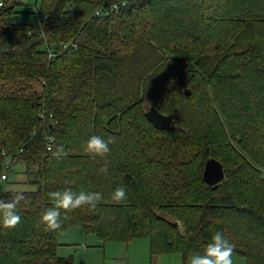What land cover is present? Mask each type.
Here are the masks:
<instances>
[{
    "label": "trees",
    "instance_id": "16d2710c",
    "mask_svg": "<svg viewBox=\"0 0 264 264\" xmlns=\"http://www.w3.org/2000/svg\"><path fill=\"white\" fill-rule=\"evenodd\" d=\"M209 1L213 14H216L206 17L204 21L207 23L198 26L199 29L219 26L225 18L234 19L243 13L237 24L240 27L238 33L242 35L247 28V19H264V0H260L261 11L251 15L247 6L251 0ZM0 2V169L3 170L7 158L11 159L10 164L22 161L27 167L31 162L27 155L40 161L50 155L53 162L56 161L54 169L46 177L40 165L36 173H32L29 167L25 168L26 182L35 185L36 190L21 191L23 199L16 210L28 217L27 213H30L32 219H21L13 229L0 228V261L10 251L21 253L28 242L30 244L27 234L31 231L43 232V240L49 244L44 247L46 251L43 248L41 253H33L31 260L34 264H70V260L57 255V231L80 225L101 241L145 237L153 253L180 254L183 262L191 253L206 247L212 235L220 231L234 245L233 253L243 256L246 264H264V210L238 201L235 191L240 192L239 181L231 176L233 173L229 176L219 156L222 133L213 118H207L201 125L200 137L190 154V158L195 154V159L193 164L187 163L191 167L181 170V163L177 170L188 199L177 203L176 207L171 205L170 209L151 192L150 182L159 170L154 165L158 156L147 161L143 138L151 140L149 135L155 133L171 132V137L180 133H174L178 128L175 123L178 114L169 107L165 95H155L145 84L147 73L161 72L167 62L165 52L152 49L148 42L151 38L149 32L155 26L152 22L147 27V23L167 6L177 14L189 12L191 8L187 0H42L37 12L43 17L38 23L24 24L11 21V15L17 11L16 5L22 3L20 0ZM116 2H124L118 13L106 17L95 15L96 10L103 12ZM199 2L197 0L193 5L197 7ZM243 5L247 7L240 9ZM120 13L123 15L118 20L116 15ZM187 21L194 22L195 16ZM199 33L198 29H183L178 39L170 41L179 56L190 62L193 69L194 65L199 68L204 65ZM135 35L148 46L146 67L143 64L141 68L134 67L135 59L131 54L139 46ZM242 41L245 40L241 39L236 44ZM238 48L222 50L212 59L210 68L205 70L209 84L214 87L246 86L253 75L255 82L252 85L256 91L264 89L263 47L247 43L238 45ZM220 49L221 45L215 48ZM193 69H188L191 72L189 76L195 74ZM104 77L113 82L122 80L118 86L124 92L101 99L103 96L96 95V91L104 87ZM177 88L185 103L192 98L194 93L190 87L177 85ZM89 92L94 93L93 98ZM59 94L66 98L60 101ZM83 97L86 104H82ZM247 97L250 99L252 94ZM144 103H150L169 115L171 126L168 129L156 128L146 118L145 105L144 111L142 108ZM68 112L76 114L78 140L83 138L82 130L96 132L116 128L125 139L134 134L141 137L143 148L134 149L138 145L134 136L132 143L125 141L116 152L85 154L79 141L75 143L73 140V129L67 128L63 136L59 134L69 123L67 120L63 123ZM181 130L187 133L184 128ZM250 132L254 134L257 147L250 142L245 130L231 133L244 141L250 159L264 167V128ZM50 137L52 141H49ZM226 140L228 142L229 137ZM209 158L220 161L224 170L223 180L213 186L203 180L204 166ZM105 166L109 168L108 172ZM7 168L10 170V166ZM96 171L101 172L102 179H96L95 174L89 175ZM78 173L88 175L85 180L82 179L84 176L79 177L81 190L99 192L101 200L94 208L86 205L64 212L60 229L47 228L40 222V216L53 207L49 193L70 190L71 180H75L70 175ZM95 182H99L97 186ZM2 184L0 201L14 200L17 192L4 190ZM118 188L125 190L128 203L113 201V191ZM157 208L166 215L157 213ZM101 210L102 217L109 220L107 224L99 219ZM175 219L183 221V231L175 225ZM100 222L106 225L100 228ZM45 233L48 235L44 236ZM38 256L41 257L39 261L36 260ZM32 262L23 260L12 264Z\"/></svg>",
    "mask_w": 264,
    "mask_h": 264
},
{
    "label": "rangeland",
    "instance_id": "374dc122",
    "mask_svg": "<svg viewBox=\"0 0 264 264\" xmlns=\"http://www.w3.org/2000/svg\"><path fill=\"white\" fill-rule=\"evenodd\" d=\"M20 1L23 4H30V7L25 6L22 3L16 5L17 11L11 15V21L17 24L34 22L38 23L43 17V15L37 12L42 0ZM187 1L189 2V6L191 8L187 13L180 12L179 14H177L178 12H175L174 9H171V7L167 6L164 7V9H160L158 13L153 15L151 20L149 17H147V19L150 20L147 23V27H150L152 22H154L153 25L155 26V28H153L149 32L151 38L148 40V42L153 47L152 49L165 52V60L167 62H165L166 64L164 65V68L161 72L150 71L149 73H147L145 77V84L150 90L154 91L153 93L155 95H165L166 99L168 100L169 107L173 111H175L176 114H178L175 120L178 128L175 129L174 133H180V135L175 134L172 137L171 132L168 134L155 133L149 135L151 140L143 138L146 149V156L148 157L147 161H150L155 156H158V160L154 165L158 166L159 170L156 172L154 178L150 182L151 192L155 195L156 198L160 199L164 207L170 209L171 205L173 207H176L177 203L185 202L188 199L186 191L183 190L184 185L179 181V172L177 170L180 169L181 163V170L184 167H191L187 165V163L193 164V159H195V154H193L191 158L190 154L194 150L195 145L197 144V141L200 137L199 131L201 125L206 121L207 118H213L214 124L222 133L219 139V156L224 161L226 169L229 171V176L231 175V173H233L231 176L235 177V180L239 181L240 192L239 190L235 191L238 201L242 204L259 206L264 210V167H262L259 162L255 163L250 159V157L247 155V153H249V149L245 146L244 141L239 137L235 138L231 133L240 129L245 130V134L249 136L250 142L257 147L256 143L253 140L254 134H252L250 130H253L255 128H264V89L261 88L256 91V87H254L255 85H252L255 82H253V75L249 77V82L246 86L239 85L228 87H214L209 84L208 73L205 71L210 68L212 59L216 58L219 52L222 50L226 51L227 49H239L238 45L243 46L247 43H251V45H260L264 49V19L259 18L258 21H254L252 18L247 19L245 21H248L246 25L247 28H245V31L242 35H239L238 33L240 27L237 26V24L241 21L242 16H244L243 13L240 14L239 17H236L234 19L225 18V21L219 26L217 25L216 27L212 28L199 29L198 26H203L207 23V21H204L206 17L215 16L216 13L213 14L209 0H200L197 7L193 5V3H197V0ZM191 5H193L194 7ZM261 5L262 3L260 0H251V2H248L247 6L250 15L252 13L261 11ZM247 6L243 5L240 7V9ZM117 11L120 10L118 9L114 13H118ZM235 13L238 14V12ZM110 14L111 13L105 15L102 10L95 11V15H99L101 17H106ZM120 15L123 14L120 13L116 15L118 17V20H120ZM191 16H195V21L189 23L187 20ZM232 20H234L235 23H233ZM183 29H198L200 31V47L204 53L202 55V61L204 62V65L201 68L193 64V69L191 67V63L180 57L178 51L172 46V43L170 42L174 39H178ZM136 39L139 41V46H137L135 52H132L131 54V56L135 59L134 67L141 68L142 64L144 67H146L145 64L149 61L147 54L148 46L144 40H139L138 37H136ZM241 39L245 41H242L237 45L236 43ZM219 45H221V49L215 50V48ZM134 59L132 61H134ZM187 62L189 64H186ZM188 69H193L195 74L192 73L189 76V73L191 72ZM133 75H136L135 71L133 72ZM121 81L122 80L113 82L109 78L104 77L102 81L104 87L102 89H98L96 91V95L103 96V98L101 99L111 98L115 95H121L124 92V89L118 86ZM177 85L190 87L193 90L194 94L192 98L190 97L191 99H188L186 103L184 100L185 98L179 91V88L181 87L177 88ZM249 93L252 94V97L250 99L247 97V95L249 96ZM89 94L91 95L90 97L93 98L94 93L89 92ZM59 95L61 97L60 101H63V99L66 98L63 94ZM84 103L86 104V99L83 97L82 104ZM145 103L142 107L143 111L144 105L146 111L152 106L150 103ZM76 105H78V103H76ZM192 105H199V107H190ZM75 116L76 114L72 115L70 112H68V117L63 120V123H66L67 121H69V123L62 127L59 134H62L63 136V133L67 128L73 129V132L75 134L73 140L75 143L79 141L81 149H84V140H87L92 135H98L106 141H111V143L109 144L110 151L116 152L120 144H125V141L126 143H132L135 137L138 145L134 149L139 150L140 148H143L141 137L134 134L135 137L128 136L125 139L124 136L119 135L116 128H110V131L100 130L96 132L82 130L81 134L83 138L81 140H78L76 134L79 127L77 126ZM253 126V129L249 128ZM181 128H184L187 133H185L184 130H181ZM119 136H121V138ZM154 137L158 138L154 140ZM227 137H229L228 142L226 140ZM84 152L85 154L89 155V153H87L85 150ZM27 157L31 159V162L29 163V165L27 164V167H29L32 173L37 172L38 165L41 166L43 175L45 177L52 169H54L56 161L53 162V157H51L50 155L46 156L42 161H40V159H35L29 155H27ZM7 160L10 162L11 159L7 158L6 161ZM6 161L3 170L0 169V174H7V179L1 182V184L3 183L2 188L4 190H11L16 192L36 190L35 185L26 182L24 172L25 168L27 167L24 162L17 161L13 164H10ZM246 162H249V164H246ZM9 166L10 170H8L7 168ZM102 168L103 167H99V169ZM5 170L7 171L5 172ZM105 171H109V168L106 166ZM93 174H95L96 179H102L101 172L96 171L89 175L92 176ZM72 176L75 177V180H71L70 190L78 193L82 191L79 183L81 181V178L79 177L84 175L82 173L71 174L70 178ZM87 176H84L82 179L85 180ZM256 177L261 180L258 181ZM98 183L99 182H95L94 185L97 186ZM113 201L115 200L113 199ZM115 202L128 203L129 200L124 198L123 200ZM155 211L157 213L166 215L165 212L163 213V210H160L158 208L155 209ZM27 214L29 215V217L20 214L19 215L22 219L30 218L31 220V214ZM102 214L103 210L100 211L99 219L107 224L109 220H105L102 217ZM63 218L64 211H62L60 219ZM169 218V220L171 221V216ZM175 220L178 222L176 226L180 229V231H183V221L180 219ZM106 224L100 222V228H102ZM73 226L82 227L80 225ZM67 228L60 229L59 231ZM59 231H57V234ZM113 232H115V230ZM109 233L107 234L109 235ZM87 234L90 237L94 236L93 233ZM27 235L29 237L30 244L28 242L21 253H13L12 251H10L7 256H3L0 264H12L14 261L22 262L23 260L24 262L29 260L32 262L31 259L33 258V253L39 254L44 247L49 246V244L45 243V241L43 240V232L32 233L31 231H28ZM47 235V233L44 234V236ZM131 241H135L133 243H139L140 241L148 242L149 240L145 237H137L131 239ZM108 243L124 242L108 241ZM44 251H46V248H44ZM61 251L62 253L72 252L77 258L81 256L82 252V250L75 251L74 249ZM193 253L199 254L198 251ZM170 255L175 256L179 254L171 253ZM179 256L182 257L181 255ZM36 260H41V257L38 256ZM233 261L234 264H246L245 258L235 253H233ZM182 263L184 264V262Z\"/></svg>",
    "mask_w": 264,
    "mask_h": 264
},
{
    "label": "clouds",
    "instance_id": "9594fccd",
    "mask_svg": "<svg viewBox=\"0 0 264 264\" xmlns=\"http://www.w3.org/2000/svg\"><path fill=\"white\" fill-rule=\"evenodd\" d=\"M101 136H90L85 144L84 150L89 154L104 155L110 151L109 144ZM53 207L48 208L40 216V222L47 228L57 230L61 228L62 210L66 213L82 206L95 207L101 200L102 196L99 192L72 190L53 191L49 193ZM125 198V190L118 188L113 193V199L120 201ZM23 199V194L16 193L15 199L12 201H0V228L13 229L21 222V216L17 212V204ZM234 245L225 237V235L217 231L210 242L207 243L203 254H191L188 264H234L233 261Z\"/></svg>",
    "mask_w": 264,
    "mask_h": 264
},
{
    "label": "crops",
    "instance_id": "0c3cea01",
    "mask_svg": "<svg viewBox=\"0 0 264 264\" xmlns=\"http://www.w3.org/2000/svg\"><path fill=\"white\" fill-rule=\"evenodd\" d=\"M23 5L30 7V4ZM87 233L91 232L86 231L83 226H72L59 231L57 255L70 260V264H183L180 254L171 256V253H153L149 241L133 243L135 241L127 240L123 241L124 243H108L101 241L94 233L92 237ZM205 248H201L199 254H203ZM71 249L82 250L81 256L77 258L72 252L61 251ZM184 264H188V259Z\"/></svg>",
    "mask_w": 264,
    "mask_h": 264
},
{
    "label": "water",
    "instance_id": "95a60500",
    "mask_svg": "<svg viewBox=\"0 0 264 264\" xmlns=\"http://www.w3.org/2000/svg\"><path fill=\"white\" fill-rule=\"evenodd\" d=\"M146 117L156 128L168 129L171 126V117L162 113L155 106H151L146 111ZM223 178L224 170L221 162L215 158L207 159L203 170V180L213 186L223 180ZM177 224L178 222L176 221L175 225Z\"/></svg>",
    "mask_w": 264,
    "mask_h": 264
},
{
    "label": "built area",
    "instance_id": "2783aa9c",
    "mask_svg": "<svg viewBox=\"0 0 264 264\" xmlns=\"http://www.w3.org/2000/svg\"><path fill=\"white\" fill-rule=\"evenodd\" d=\"M0 5H2V2H0ZM121 5H124V2H122V3H118V2L117 3H113L109 7H107L105 9V11H103V12H104L105 15L109 14V13L112 14V13L116 12V10H118L121 7ZM49 141H52V138H50ZM5 172H6V170H5ZM6 179H7V174L6 173H2L1 176H0V185H1V182L6 180Z\"/></svg>",
    "mask_w": 264,
    "mask_h": 264
}]
</instances>
